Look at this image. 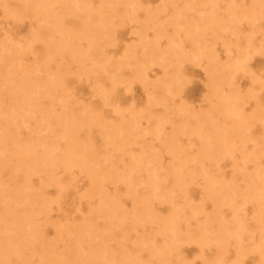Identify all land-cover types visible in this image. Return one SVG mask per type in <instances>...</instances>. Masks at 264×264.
Masks as SVG:
<instances>
[{
	"label": "rangeland",
	"instance_id": "1",
	"mask_svg": "<svg viewBox=\"0 0 264 264\" xmlns=\"http://www.w3.org/2000/svg\"><path fill=\"white\" fill-rule=\"evenodd\" d=\"M0 264H264V0H0Z\"/></svg>",
	"mask_w": 264,
	"mask_h": 264
}]
</instances>
